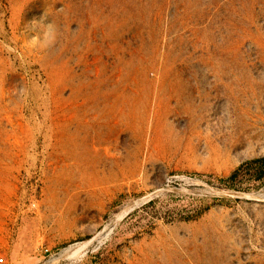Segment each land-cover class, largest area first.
Here are the masks:
<instances>
[{"label":"rangeland","instance_id":"obj_1","mask_svg":"<svg viewBox=\"0 0 264 264\" xmlns=\"http://www.w3.org/2000/svg\"><path fill=\"white\" fill-rule=\"evenodd\" d=\"M259 160L264 0H0V264H264Z\"/></svg>","mask_w":264,"mask_h":264},{"label":"trees","instance_id":"obj_2","mask_svg":"<svg viewBox=\"0 0 264 264\" xmlns=\"http://www.w3.org/2000/svg\"><path fill=\"white\" fill-rule=\"evenodd\" d=\"M256 162H264V160H259ZM252 164H255V162H253ZM238 174H239V170L234 172L229 178L228 181L232 184L235 183L238 180Z\"/></svg>","mask_w":264,"mask_h":264}]
</instances>
